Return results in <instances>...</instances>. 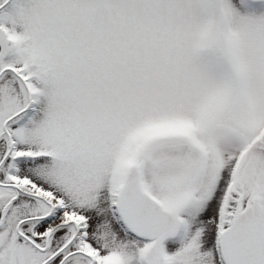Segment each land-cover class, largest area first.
Instances as JSON below:
<instances>
[{
	"label": "snow or ice",
	"instance_id": "obj_1",
	"mask_svg": "<svg viewBox=\"0 0 264 264\" xmlns=\"http://www.w3.org/2000/svg\"><path fill=\"white\" fill-rule=\"evenodd\" d=\"M0 264H264V0H0Z\"/></svg>",
	"mask_w": 264,
	"mask_h": 264
}]
</instances>
